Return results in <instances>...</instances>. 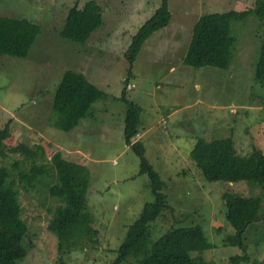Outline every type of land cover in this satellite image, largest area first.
<instances>
[{
	"label": "rangeland",
	"instance_id": "rangeland-1",
	"mask_svg": "<svg viewBox=\"0 0 264 264\" xmlns=\"http://www.w3.org/2000/svg\"><path fill=\"white\" fill-rule=\"evenodd\" d=\"M89 1L0 0V16L42 28L27 59L0 55V129L11 122V143L45 147L48 165L62 153L88 170L86 212L93 230L72 251L62 253L60 238L49 229L61 205L50 193L55 177L30 187L19 181L20 172L29 171V162L22 156L0 159V168H8L16 181L29 228V251L18 264H113L128 229L154 202L150 180L140 173L141 159L125 143L124 90L143 108L134 141L144 143L146 158L165 182L168 197L169 207L149 226L150 241L174 228L200 226L213 247L191 254L192 259L232 264L244 252L230 242L237 231L227 218L226 195L262 198L263 218L264 190L248 181L208 182L191 151L199 139L228 138L234 139L239 156L251 155L256 145L264 150V84L256 79L264 22L255 15L231 22L237 44L227 70L187 67L184 59L203 15L254 8L257 0H169L170 24L147 40L127 86L130 64L125 53L162 0H95L102 8L103 25L85 44L62 38L71 9H82ZM68 71L83 74L106 93L71 132L57 127L53 111L56 91ZM262 222L245 234L251 262L242 264L264 261ZM124 264L140 263L131 259Z\"/></svg>",
	"mask_w": 264,
	"mask_h": 264
},
{
	"label": "trees",
	"instance_id": "trees-1",
	"mask_svg": "<svg viewBox=\"0 0 264 264\" xmlns=\"http://www.w3.org/2000/svg\"><path fill=\"white\" fill-rule=\"evenodd\" d=\"M252 15L264 22V0H257L256 7L242 11L203 15L194 27L184 64L195 69L227 70L233 47L237 44V38L232 35L231 22L245 21ZM171 19L169 0H162L161 6L134 36L125 53L130 64L126 86L133 77L134 66L147 40L155 32L167 27ZM102 25V8L95 0H91L82 9L79 5L71 9L61 36L74 43L85 44ZM41 32L39 25L28 20L0 16V55L27 59ZM256 79L264 84V40ZM105 97L106 93L92 85L83 74L66 72L56 91L53 105L54 114L58 116L57 127L71 132L81 120L89 117L92 106ZM120 99L126 104L125 143L140 157V173L148 176L155 200L144 207L140 219L128 229L113 264H124L131 259L140 264H207L191 257L193 253H202L213 247L206 241L200 226L174 228L157 241H150V224L169 207L168 197L163 192L165 182L146 158L144 143L134 141L140 134L143 108L128 98L126 90ZM12 140L9 122L0 129V159L22 156L30 163L29 171L19 174L21 183L31 187L46 177H55L50 193L60 199L61 205L55 211L49 229L60 238L62 253H65L66 248L72 251L79 241L93 233L86 212L88 170L67 160L62 153H56L52 165H48L45 147L31 148L20 142L11 143ZM191 157L208 182L231 184L248 181L264 190V150L261 146L256 145L251 155L243 157L238 155L233 138L212 141L199 139L191 151ZM17 167V164L14 165V168ZM226 200L228 221L237 231V236L231 237L230 242L241 247L244 252V256L233 258L232 264L250 263L244 237L253 225L263 223L262 198L228 194ZM27 239L29 228L22 217L16 181L8 168H0V264H18L24 260L30 247ZM254 264H264V261Z\"/></svg>",
	"mask_w": 264,
	"mask_h": 264
},
{
	"label": "crops",
	"instance_id": "crops-1",
	"mask_svg": "<svg viewBox=\"0 0 264 264\" xmlns=\"http://www.w3.org/2000/svg\"><path fill=\"white\" fill-rule=\"evenodd\" d=\"M185 56H186V55H185ZM131 88L133 89V87H131ZM132 89H131V90H132ZM139 139H140V138H139ZM138 141H139V140H138Z\"/></svg>",
	"mask_w": 264,
	"mask_h": 264
}]
</instances>
